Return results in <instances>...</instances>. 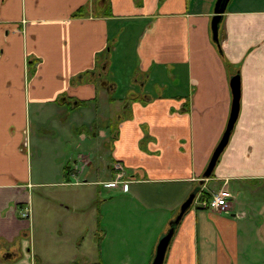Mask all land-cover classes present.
Instances as JSON below:
<instances>
[{"label":"crops","instance_id":"obj_1","mask_svg":"<svg viewBox=\"0 0 264 264\" xmlns=\"http://www.w3.org/2000/svg\"><path fill=\"white\" fill-rule=\"evenodd\" d=\"M215 1L0 0L2 244H9L13 233H29L28 222L14 213L30 205L34 184L65 189L71 178L78 180L83 165L92 164L82 153L80 168L76 160L67 162L71 157L62 149V136L77 132L80 141L110 138V179L103 182L110 185L109 201L120 206L116 216L137 212L155 240L173 229L163 264H264V199L259 197L264 187V0L228 2L218 42L211 34ZM126 22L138 24L140 31L137 65L124 76L113 62L109 66L108 56L117 43L122 54L131 46ZM108 68L114 69V81ZM234 74L240 81L238 115L206 177L230 115ZM99 101L117 102L124 110L117 112L113 128L107 115L102 125H94L93 105ZM79 106L88 119L77 112ZM33 123L61 134L53 154L60 161H53L41 183L30 182L23 149L26 135L28 146L39 140ZM89 125L90 132L83 129ZM114 161L123 164L125 183H109ZM220 190L232 196L227 211L194 206L202 194L211 199ZM191 193L190 206L172 227ZM51 198L64 206L63 192L39 200L47 206ZM70 206L63 208L68 212ZM97 213L90 235L76 234L79 243L102 244L98 231L107 225ZM256 237L263 249L259 254Z\"/></svg>","mask_w":264,"mask_h":264},{"label":"rangeland","instance_id":"obj_2","mask_svg":"<svg viewBox=\"0 0 264 264\" xmlns=\"http://www.w3.org/2000/svg\"><path fill=\"white\" fill-rule=\"evenodd\" d=\"M229 3L233 6L237 5L238 1L230 0ZM128 24L130 27V38L128 36L127 43L130 40L131 46L126 45V53L122 54L121 49L116 52L117 43L108 56L109 66L113 62L114 69L117 71L121 70L124 76L132 73L137 65L134 48L140 31L137 29L138 24L126 22V25ZM117 56H119L118 62L116 60ZM114 69L108 68V78L111 81H114L112 80ZM118 81L121 82L122 79L121 81L118 79ZM93 109L97 115L94 125H102L103 117L107 115L111 118L109 126L113 128L118 116L117 112L121 110V105L117 102L99 101L97 107L94 108L93 105ZM77 112H82L83 117L86 118L89 114L85 113V109L81 106H79ZM53 119H56V117L50 119V122ZM69 122L73 123L72 119ZM75 125L76 123L74 122L71 127H76ZM31 127L37 130V138L39 140L28 146L29 137L26 135L24 139L26 143H24L23 149L29 159L30 182L41 183L48 179L43 178L45 173L52 172L55 167L53 161H60L59 159H53V154L59 149L56 139L61 134H57L59 132H56L55 128L45 127L47 129H44L43 126H35L34 123ZM83 129L90 132L92 128L89 125ZM109 140L110 138L106 137L97 138L95 141H80L77 132H72L71 135L63 133L62 149L68 152L67 154L71 158L68 160V156H65L62 161L66 162L68 160L67 162L72 164L73 160H76L77 167L80 168L82 162L78 154L82 153L89 156L92 164L90 166L83 165L84 169L80 174H77L80 184H75L76 178L73 177L70 180L72 185L65 186V189L58 187L57 184L51 187H44L42 184L33 185L30 190L33 196L29 205L31 208L30 218H21L20 211L18 216L17 212L14 213L18 220L28 222L27 231L29 233L27 235L17 234L14 237L13 233L9 244L0 242V264H150L151 257H153L152 251L154 253L161 234L157 236L156 240L152 237L149 238L150 236L148 237L145 230L146 221H143V218L137 212L131 211L121 217L116 216L115 210L120 206L115 201L112 203L109 201L110 196L106 189L110 188V185L103 182L110 179V172L107 169L111 155ZM55 147L57 148L55 149ZM17 170L18 174H22L19 160L17 162ZM55 179V177H51L52 182ZM89 181L92 182L89 184ZM114 191L116 190H112V192ZM260 191L262 194L259 197L264 199V187ZM54 192L59 194L63 192V196L66 197L63 207L71 205L70 211L67 212L66 209L59 205L58 200H52L53 198L50 199L51 202L48 201L47 206L40 203V197L45 199L47 195L53 196ZM90 193L94 194L93 198H89ZM94 210L98 211L97 218H99V215L102 216L103 223L107 225L106 230L98 231V235L100 234L103 239L102 244L99 245V241L96 242V245L92 243L90 245L88 241L79 243L75 239L78 232H82L83 235H90L91 233L88 228L95 220L93 216ZM5 215H7V212ZM255 241L257 246L256 254H259L263 249H261V244L257 237ZM252 255L250 254V256ZM34 257L38 258V262L34 263ZM12 260L14 261L13 263L10 262Z\"/></svg>","mask_w":264,"mask_h":264},{"label":"water","instance_id":"obj_3","mask_svg":"<svg viewBox=\"0 0 264 264\" xmlns=\"http://www.w3.org/2000/svg\"><path fill=\"white\" fill-rule=\"evenodd\" d=\"M228 2H229V0H216L215 4H214V16L212 17V20H211V34H212V39L215 42H218L219 24H220L221 19H222V14L226 10ZM230 88H231V93H232V103H231L230 115H229V118L227 121L225 131H224L218 145L214 149L212 156H211V158L208 162V165L206 167V170L204 172V176H206V177H208L211 174V172H212V170H213V168H214V166L218 160L220 153L222 152L223 148L227 144L230 132L233 128V125H234L236 118H237V115H238L239 104H240L239 103L240 81H239L238 74H234L230 77ZM193 198H194V193H191L188 196V198L183 202V204L180 208L179 215L177 216L176 220H174L171 223L172 227L176 223V221L180 218L182 213L188 209ZM172 230L173 229L171 228L166 233L161 234V236L159 237L156 248H155V254H154V257L151 261V264H163L165 252H166L168 243H169L171 235H172Z\"/></svg>","mask_w":264,"mask_h":264},{"label":"built area","instance_id":"obj_4","mask_svg":"<svg viewBox=\"0 0 264 264\" xmlns=\"http://www.w3.org/2000/svg\"><path fill=\"white\" fill-rule=\"evenodd\" d=\"M112 168L114 171V178L109 181L113 185H119L120 183H125V169L123 164L120 161H114L112 163ZM75 184H78L79 181H74ZM231 194L228 191L220 190L218 193L214 194L211 199L206 198H197L193 201L194 206L204 209H211L218 212L227 211L229 208V199ZM31 214L30 206H25L20 209L21 218H29Z\"/></svg>","mask_w":264,"mask_h":264},{"label":"trees","instance_id":"obj_5","mask_svg":"<svg viewBox=\"0 0 264 264\" xmlns=\"http://www.w3.org/2000/svg\"><path fill=\"white\" fill-rule=\"evenodd\" d=\"M100 79V78H99ZM65 168H67V167H65ZM204 197H207L205 194H202V198H204Z\"/></svg>","mask_w":264,"mask_h":264}]
</instances>
